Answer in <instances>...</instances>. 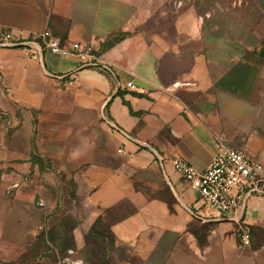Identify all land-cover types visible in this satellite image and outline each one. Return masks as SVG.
<instances>
[{
    "label": "crops",
    "instance_id": "0c3cea01",
    "mask_svg": "<svg viewBox=\"0 0 264 264\" xmlns=\"http://www.w3.org/2000/svg\"><path fill=\"white\" fill-rule=\"evenodd\" d=\"M45 29L114 75L0 46V264H264V196L219 216L168 161L264 163V0H0V33Z\"/></svg>",
    "mask_w": 264,
    "mask_h": 264
},
{
    "label": "built area",
    "instance_id": "2783aa9c",
    "mask_svg": "<svg viewBox=\"0 0 264 264\" xmlns=\"http://www.w3.org/2000/svg\"><path fill=\"white\" fill-rule=\"evenodd\" d=\"M0 46L25 49L29 57L34 60H39L44 51H50L60 56L74 55L80 60L81 67L98 68L105 73L114 75L113 67L102 60L101 56L88 44L79 41H64L54 35L50 29H45L28 38L17 36L10 30L2 31ZM67 82L72 84L73 79H69ZM178 84L179 82L176 81L172 86ZM126 87L135 89V85L131 81L126 83ZM113 128L126 138L132 139L126 131L117 125H113ZM144 145L152 148L146 143ZM153 151L161 165L168 160L154 149ZM168 161L182 179L199 194L202 203L215 210L219 216L241 214L252 196H264V163L252 158L244 151L230 146L225 141H217L216 153L203 170L195 168L188 161L179 157L169 158ZM239 239L242 247L250 245V230L243 224L239 228Z\"/></svg>",
    "mask_w": 264,
    "mask_h": 264
},
{
    "label": "rangeland",
    "instance_id": "374dc122",
    "mask_svg": "<svg viewBox=\"0 0 264 264\" xmlns=\"http://www.w3.org/2000/svg\"><path fill=\"white\" fill-rule=\"evenodd\" d=\"M89 245L91 246L92 245V247H94L95 248V250H96V252H99V244L96 242V241H91V242H89ZM54 258V257H53ZM56 259L57 258H63L62 256H57V257H55ZM87 261H89L90 260V257L87 255V256H85L84 257ZM93 259H94V262L96 261L97 263H98V256L97 257H91V261H93ZM95 262V263H96Z\"/></svg>",
    "mask_w": 264,
    "mask_h": 264
},
{
    "label": "trees",
    "instance_id": "16d2710c",
    "mask_svg": "<svg viewBox=\"0 0 264 264\" xmlns=\"http://www.w3.org/2000/svg\"><path fill=\"white\" fill-rule=\"evenodd\" d=\"M99 247H100V244H99ZM99 247H98V248H99ZM97 256H98V263H97L96 261H95V262H96V263H95V262H94V259H93V263H94V264H101V263L103 262L104 257L101 256V255L99 254V252H97L96 254H93V255H92V257H97Z\"/></svg>",
    "mask_w": 264,
    "mask_h": 264
}]
</instances>
